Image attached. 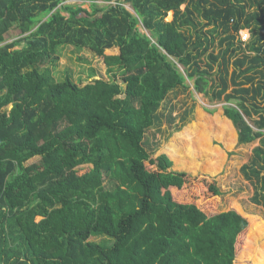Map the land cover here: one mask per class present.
Listing matches in <instances>:
<instances>
[{
	"label": "trees",
	"instance_id": "obj_1",
	"mask_svg": "<svg viewBox=\"0 0 264 264\" xmlns=\"http://www.w3.org/2000/svg\"><path fill=\"white\" fill-rule=\"evenodd\" d=\"M65 1L0 0V44L11 30L21 36L0 47V264H233L242 235L249 232L246 249L261 224L235 211L209 216L184 199L190 177L170 170L192 160L193 174L194 161L208 158L202 169L214 172L215 148L194 158L170 156V147L172 162L165 155L147 162L134 126H152L167 94L189 79L198 93L235 101L223 114L239 144L262 137L244 115L258 116L264 129V105L256 103L264 102V0H77L91 3L90 13ZM98 1L114 6L97 8ZM60 46L102 57L125 88L55 81L41 66L54 65L49 58ZM111 50L117 54H105ZM230 59L237 90L226 94ZM212 75L219 82L207 89ZM228 120L218 125L232 134ZM253 151L254 163L264 164L262 146ZM244 174L262 179L264 189L256 169ZM195 186L220 195L206 177ZM255 202L264 205V193ZM243 253L264 264L262 249Z\"/></svg>",
	"mask_w": 264,
	"mask_h": 264
},
{
	"label": "rangeland",
	"instance_id": "obj_2",
	"mask_svg": "<svg viewBox=\"0 0 264 264\" xmlns=\"http://www.w3.org/2000/svg\"><path fill=\"white\" fill-rule=\"evenodd\" d=\"M65 5L79 6L87 12H91V3L89 2L67 0L62 4V6ZM110 5L114 6V2H96V7L101 9ZM123 6L133 14L129 4L123 3ZM62 15L67 17V13L65 12H62ZM169 19L170 17L167 16L165 21ZM139 30L148 35L141 25H139ZM18 32V30L9 31L4 36L5 40L0 44V47L18 40L21 37L18 36ZM243 36H248L247 41H242L243 43H247L250 39L247 30L239 34L240 39ZM217 51L218 48L213 50L214 55H217ZM241 53L238 52L236 54L239 59L243 57ZM105 54L114 55L117 54V50L107 51ZM51 58L55 59L54 65L44 64L41 66V70L45 67L49 68L52 78L57 82L69 78L73 83L83 87L94 80H102L108 83L114 81L125 88L120 76V70L118 71L115 68L112 72H109L103 63V58L96 56L88 49L78 50L71 46H60L56 49L55 54H51L49 59ZM233 60H229L227 67L225 81H227L228 88L226 94H233L237 90L230 80L234 70V66L232 65ZM206 61L204 59L199 64L200 68L207 67L205 64ZM211 68V72L218 70L216 63L212 64ZM243 68L244 66L240 70ZM178 70L185 78L186 73L183 68L178 66ZM113 72L116 75L114 79ZM206 77L208 79L207 89H209L212 79L216 78H214V75ZM216 81L219 82L217 79ZM184 83L186 88L179 87L167 94L165 100L155 113L152 126H134L138 146L142 154L148 158L147 162L161 155H165L168 158L166 151L170 147L176 148V150L169 149L168 154L170 156H176L178 152L181 155H185L187 152L188 155H193L194 158H197L200 153H204L203 156H208L211 150L210 145L215 148L213 159H216L217 168L214 172H205L202 169L205 161L209 160L208 158L205 160L196 159L194 161L200 164V169H197L193 174L187 171V168L191 167L192 160L185 164V167L177 168L168 158L172 162L170 170L184 173L190 177L191 182L183 189L185 193L184 199L189 201V203H196L199 207H202L209 216L216 213L235 211L244 217L248 223L255 222L261 224L260 234L257 236L256 234L251 235V241L246 249L244 247L246 246L245 243L249 232L242 235L237 244L238 249L233 263L255 264L254 255L250 253H243L241 255V253L244 250H248V248L250 250L262 249L264 252V205L261 203L258 205L255 202L256 196L264 193L261 185L263 180L259 179L257 181L254 177L247 179L244 171L248 174L252 168L260 173L259 177L264 176V168L259 171L260 166L264 167V164L259 161L256 164L253 159L254 149L262 146L264 150V129L259 130L257 128L258 116L251 115L250 117H246L244 115V120L253 131H261L263 135L251 144H239L235 127L223 114L224 106H234L235 101L232 102L233 104L227 103L224 95L220 99H216L211 91L208 95L198 93L194 88L193 80L185 79ZM244 88H249V86H245ZM249 103L246 102L248 108L251 107ZM256 103L260 106L264 105L261 99H258ZM226 120H228L232 128V134L227 127L218 125L226 122ZM38 160V158H33L26 165L36 163ZM214 160L208 162L211 163L208 164L209 167L214 164ZM194 167L195 165H193V169ZM86 168H78V171L80 172ZM200 176L206 177L211 185L220 192V195H205L197 189L198 187L195 186V178ZM91 240L100 242L101 238H93Z\"/></svg>",
	"mask_w": 264,
	"mask_h": 264
},
{
	"label": "built area",
	"instance_id": "obj_3",
	"mask_svg": "<svg viewBox=\"0 0 264 264\" xmlns=\"http://www.w3.org/2000/svg\"><path fill=\"white\" fill-rule=\"evenodd\" d=\"M241 32H242V31H241ZM241 32H240V33H241ZM240 33H239V34H240ZM247 38H248V36H243V38H241V41H247Z\"/></svg>",
	"mask_w": 264,
	"mask_h": 264
}]
</instances>
